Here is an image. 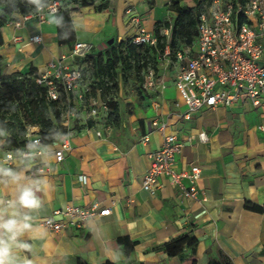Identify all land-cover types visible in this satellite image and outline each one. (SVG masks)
Returning a JSON list of instances; mask_svg holds the SVG:
<instances>
[{
    "label": "crops",
    "instance_id": "obj_1",
    "mask_svg": "<svg viewBox=\"0 0 264 264\" xmlns=\"http://www.w3.org/2000/svg\"><path fill=\"white\" fill-rule=\"evenodd\" d=\"M167 2L108 0L102 11L94 5H67V9H77L70 12L75 42L92 44L94 54L111 40L131 39L135 28L127 14L129 7L153 32L156 23L162 22L153 16L159 8L167 10ZM36 36L41 37L40 43L31 42ZM70 51L59 43L56 16H49L43 24L26 23L21 29L9 22L1 29L0 69L4 75H42L50 63ZM261 63L264 64V56ZM173 74L174 69L163 94H149L141 105L138 97L132 100L130 136L114 140L103 133L100 121L93 120L94 126L89 127L84 120L76 123L78 127L71 139L73 149L64 161L57 162L50 154L37 160L13 162L10 169L23 174L21 184L32 187L40 202L39 208L30 213L28 209L20 211L31 214L34 226L45 233L35 240L29 233L20 237L32 245L30 252L19 251L21 257L27 256L33 264H193L194 260L196 264H208L209 253L216 256L220 249L233 264H264V213L245 207L246 203L264 206V111L244 101L232 108L203 109L185 119L186 105L173 85ZM105 98L108 97L98 95V103ZM155 120L166 122L167 133L176 134L184 143L177 157V171H187L191 165L201 168L198 188L205 194L204 202L180 198L178 189L167 178L160 179L156 195L143 189L150 168L149 155L162 146V135L153 127ZM81 126L85 128L79 130ZM200 134L206 135L207 143L199 140ZM146 135L149 141L143 142L141 138ZM7 136L0 134V156L11 151L4 147ZM1 178L0 199L4 203L0 207H7L8 201L19 193L10 178ZM94 204L111 209V215L60 233L43 226L44 219L56 210ZM187 233L199 241L195 255L187 252L183 258H171L161 249ZM120 238L129 245L120 246ZM131 243L134 249L126 254Z\"/></svg>",
    "mask_w": 264,
    "mask_h": 264
},
{
    "label": "built area",
    "instance_id": "obj_2",
    "mask_svg": "<svg viewBox=\"0 0 264 264\" xmlns=\"http://www.w3.org/2000/svg\"><path fill=\"white\" fill-rule=\"evenodd\" d=\"M81 1L66 4L60 0H39L38 4L33 2V12L19 16L11 23L16 29L32 21L43 24L49 16H56L67 5H79ZM171 1L167 2L169 7ZM127 14L131 15L135 28L132 44L153 48L157 52V69L149 63L143 71V89L149 94H163L174 69L172 81L186 105L185 119H191L203 109L232 108L244 101L254 109L264 111V64L261 63L264 56V0H247L245 3L239 0H211L208 9L199 16L195 45L186 51L172 50L171 28L161 31L166 37V44L163 50L158 49L157 36L142 25V19L135 14L133 7L127 9ZM41 41L40 36L31 38L33 43ZM92 49L90 43L75 42L68 55L50 63L44 74L35 76L36 83L46 87L48 100L57 101L64 94L68 103L73 105L64 114L66 136L59 143L47 145L36 127L28 126L26 145L17 151H6L0 156V166L10 168L16 159L37 160L50 154L57 162L64 161L66 154L73 149L71 139L74 129L71 122L77 117L74 111L76 105L84 113L86 122L107 116L109 99L99 104L98 96H90V88L78 93L79 85L85 81L84 72L88 73L91 69L85 60ZM98 93L100 95V91ZM153 127L162 135V146L149 155L150 168L145 174L143 189L156 195L161 187L160 179L167 178L178 189L180 198L204 202L205 194L198 188L201 168L191 165L187 171L178 172L177 157L184 143L176 134L167 133L169 126L166 122L155 120ZM97 135L101 136V132ZM198 138L202 143L208 141L205 134L198 135ZM141 140L149 141L148 135ZM111 212V209H101L98 204L88 208L68 205L44 219L43 226L52 233H60L67 228H81L87 221L109 216Z\"/></svg>",
    "mask_w": 264,
    "mask_h": 264
},
{
    "label": "trees",
    "instance_id": "obj_3",
    "mask_svg": "<svg viewBox=\"0 0 264 264\" xmlns=\"http://www.w3.org/2000/svg\"><path fill=\"white\" fill-rule=\"evenodd\" d=\"M60 1L69 4L76 0ZM94 1L82 0L79 6L88 7L93 5ZM100 1L101 4L96 7L98 11L106 9L108 5V0ZM184 1L186 0H172L169 8L174 14L173 19L156 23L153 32L158 38V49L163 50L165 47L166 37L161 34V31L167 28H171L170 46L174 52L195 45L199 16L208 9L211 0H190L193 3L190 7L183 6ZM239 1L245 3L247 0ZM34 9L31 0H0V40L3 27L14 21L17 16L28 15ZM75 10L77 9L65 8L56 15L59 43L67 45L70 49L73 48L76 39L70 12ZM157 58L155 49L135 46L132 44L131 39L115 41L107 49L96 50L94 54H90L85 60L91 65L89 75L87 76V72H84V78L89 77L91 81L90 96L97 97L98 91H100V95L104 96L114 92L118 77L121 75L125 84L131 80L135 82V92L138 103L141 105L147 97L142 90L144 83L143 71L149 63L157 69ZM33 75L34 72L4 75L0 69V86L5 83L12 87L17 83L24 93V101L20 105L10 108V113L4 109L0 110V134H8L5 149L17 151L23 148L27 143L28 126L39 128L38 134L47 145L55 143L59 137L67 134V128L64 127V114L73 105L68 103V99L64 94H61L57 101L48 100L46 87L38 85ZM105 99H109V112L104 119H107L114 128L121 127L122 113L119 103L111 97ZM92 121L93 119H90L86 122L89 127L94 126ZM98 121L101 122V120ZM83 126L79 130L85 128ZM73 127L75 130L78 126L74 124ZM245 207L254 212L264 213V206L260 207L246 203ZM118 243L122 247L129 245L125 238H120ZM198 246L199 241L197 238L192 233H187L165 243L161 249L171 258H183L187 252L195 255ZM133 249L134 244H132L130 250H125L126 254H130ZM193 264H196V260L193 261ZM208 264H233V262L222 250L217 249L216 256H213L211 252L209 253Z\"/></svg>",
    "mask_w": 264,
    "mask_h": 264
},
{
    "label": "clouds",
    "instance_id": "obj_4",
    "mask_svg": "<svg viewBox=\"0 0 264 264\" xmlns=\"http://www.w3.org/2000/svg\"><path fill=\"white\" fill-rule=\"evenodd\" d=\"M39 3V0H32ZM0 176L10 178V182L15 184L19 195L16 199L10 200L7 207H0V264H33L27 256L21 257L19 251H28L32 245L20 239L25 233H29L32 239H41L44 230L37 228L32 223L31 214H22L21 209L31 210L39 208L40 202L32 187H24L21 181L25 179L22 173H17L13 169L0 166ZM4 201L0 199V205Z\"/></svg>",
    "mask_w": 264,
    "mask_h": 264
},
{
    "label": "rangeland",
    "instance_id": "obj_5",
    "mask_svg": "<svg viewBox=\"0 0 264 264\" xmlns=\"http://www.w3.org/2000/svg\"><path fill=\"white\" fill-rule=\"evenodd\" d=\"M101 4L100 0H95L93 2L94 6H98ZM192 2L190 0H186L182 3L183 6H192ZM165 7H168L167 10L162 7L159 8L156 12V15H152L154 20H160L164 21L166 19H173L174 14L170 11V8L168 5ZM167 16V18H166ZM163 31V30H162ZM187 49L184 48V50L180 51H186ZM90 69V67L88 66ZM91 70V69H90ZM89 73H87V76ZM135 82L133 80L129 81L128 83H124L123 77L119 75L118 81L116 82V88L114 92H110L107 94V97L113 98L116 102L119 103L121 113H122V122L121 127L114 128L113 125L108 122L107 119L101 118V129L105 135H109L112 139L117 140L121 136H130V133L132 131V116L134 115V102H132L133 99H136L137 95L135 92ZM91 81L90 78L86 77L85 81H83L79 85V91L78 93L84 92L87 88H90ZM143 90V94L147 97H149V93ZM99 94V93H98ZM0 110L4 109L6 112L10 113V108H13L15 106L20 105L24 101V93L23 90L18 86L17 83H15L12 87L3 83L0 86ZM74 111L76 113V119L74 122H71V125H74L76 123H82L84 122V118L81 111H79V107L76 105L74 108ZM122 130V131H121Z\"/></svg>",
    "mask_w": 264,
    "mask_h": 264
},
{
    "label": "water",
    "instance_id": "obj_6",
    "mask_svg": "<svg viewBox=\"0 0 264 264\" xmlns=\"http://www.w3.org/2000/svg\"><path fill=\"white\" fill-rule=\"evenodd\" d=\"M114 43V40H111L107 43H104L100 49H107L108 47H110L112 44Z\"/></svg>",
    "mask_w": 264,
    "mask_h": 264
}]
</instances>
